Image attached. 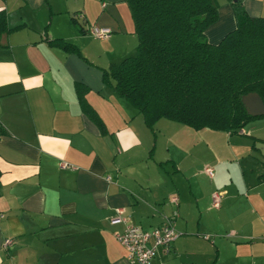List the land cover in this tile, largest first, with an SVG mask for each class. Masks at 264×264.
Here are the masks:
<instances>
[{
	"label": "crops",
	"instance_id": "crops-1",
	"mask_svg": "<svg viewBox=\"0 0 264 264\" xmlns=\"http://www.w3.org/2000/svg\"><path fill=\"white\" fill-rule=\"evenodd\" d=\"M217 3L204 32L211 44L236 27L230 0ZM242 4L249 16L264 17V0ZM0 10L11 29L0 38V264H128L114 237L123 229L111 222L116 210L149 229L171 216L172 196L182 234L149 264H264V156L255 147L264 142V115L238 134L224 132L217 155L240 167L203 195L194 132L161 118L153 134L102 80V68L136 51L124 0H0ZM93 26L111 33L96 39ZM45 36L74 44L89 63ZM75 83L87 87L84 98L105 133L82 111ZM162 144L168 155L160 160ZM171 150L184 151L185 161ZM215 191L222 197L211 210L206 197Z\"/></svg>",
	"mask_w": 264,
	"mask_h": 264
},
{
	"label": "trees",
	"instance_id": "trees-1",
	"mask_svg": "<svg viewBox=\"0 0 264 264\" xmlns=\"http://www.w3.org/2000/svg\"><path fill=\"white\" fill-rule=\"evenodd\" d=\"M124 1L137 38L136 54L102 68V80L141 115L153 134L161 118L194 130L238 134L260 117L246 112L242 96L255 92L264 99V17L249 16L242 0H230L236 27L211 44L204 32L217 19V0ZM10 31L6 12L0 10V38ZM44 40L88 62L74 44L47 36ZM74 87L82 111L105 133L84 98L87 87ZM258 180L264 181V172Z\"/></svg>",
	"mask_w": 264,
	"mask_h": 264
},
{
	"label": "built area",
	"instance_id": "built-area-1",
	"mask_svg": "<svg viewBox=\"0 0 264 264\" xmlns=\"http://www.w3.org/2000/svg\"><path fill=\"white\" fill-rule=\"evenodd\" d=\"M81 14H76V18H82ZM111 33L107 27L93 26L90 34L96 39H104ZM63 166H67L63 164ZM205 173L213 177L214 172L211 167L205 168ZM222 194L215 191L211 195V206L218 208L220 206ZM169 202L174 210L166 221L152 228L145 229L140 225L131 223L127 217L122 215V210L117 209L116 216L112 218L113 224H123L121 231L115 232V239L124 247L126 261L128 264H149L162 249L168 248L182 233L174 225V220L178 216L177 207L179 205L178 197L172 196ZM207 238V236H204ZM264 243V236L262 237ZM11 244L9 239L4 241V246Z\"/></svg>",
	"mask_w": 264,
	"mask_h": 264
},
{
	"label": "rangeland",
	"instance_id": "rangeland-1",
	"mask_svg": "<svg viewBox=\"0 0 264 264\" xmlns=\"http://www.w3.org/2000/svg\"><path fill=\"white\" fill-rule=\"evenodd\" d=\"M135 54H136V51L133 52L131 55L133 56ZM183 127L186 128L187 130H190V132H194V134L196 135V136H194V139H195V141L198 140V143L196 144L197 153H199V160H200L199 165H198L197 170H196V171H198V183L200 185V189H201V192L203 193V195L208 196V192L210 190L212 182L217 181L220 183L222 181H225L228 174L232 173V170L233 171L239 170V167H240L239 161L238 160L232 161L233 158H231V157L229 158V156H227L222 151H221L220 155H217L218 154L217 149L220 150L219 146L222 143H223V149L226 147L225 146L226 142H224L225 141V137H224L225 133L223 131H214V130H211L208 128H202L200 130H193L192 128H189L186 126H183ZM186 139H187V137H186ZM190 143H192V142H190ZM198 146H199V148H198ZM243 149H245L244 146L241 148V150H243ZM164 150H166V149H163V144H162L160 151L156 155L157 159H160V160L165 159L166 155H168V154ZM172 150H171L170 155H175L176 157H178V159L181 162L185 161L184 156L186 153L184 154V151L178 150L177 153L175 154V152ZM183 150H185L187 152V140L185 141ZM217 157H219V159L221 160V162H219V164L218 163L215 164L216 163L215 160ZM182 159H183V161H182ZM206 167H211L213 169V172H214L213 177H209L205 173ZM168 169H169L168 171H170V169H171L170 165H168ZM176 177H177L176 179L178 180V183L181 184L185 188V190H187L186 189L187 188L186 180L181 175H176ZM218 179H221V180L218 181ZM206 198H207V200L205 203H206L207 207H210L211 210H214V208L211 206V200L209 202L208 197H206Z\"/></svg>",
	"mask_w": 264,
	"mask_h": 264
},
{
	"label": "water",
	"instance_id": "water-1",
	"mask_svg": "<svg viewBox=\"0 0 264 264\" xmlns=\"http://www.w3.org/2000/svg\"><path fill=\"white\" fill-rule=\"evenodd\" d=\"M242 103L246 109V112L251 116L264 115V99H262L257 93L250 92L242 96ZM255 147L264 156V142L255 143Z\"/></svg>",
	"mask_w": 264,
	"mask_h": 264
}]
</instances>
